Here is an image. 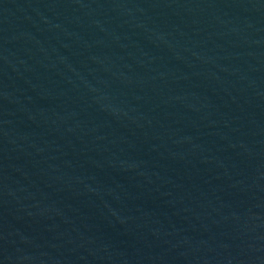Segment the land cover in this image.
<instances>
[{
  "label": "water",
  "instance_id": "95a60500",
  "mask_svg": "<svg viewBox=\"0 0 264 264\" xmlns=\"http://www.w3.org/2000/svg\"><path fill=\"white\" fill-rule=\"evenodd\" d=\"M0 264H264V0H0Z\"/></svg>",
  "mask_w": 264,
  "mask_h": 264
}]
</instances>
